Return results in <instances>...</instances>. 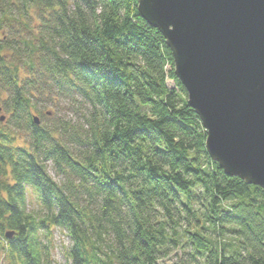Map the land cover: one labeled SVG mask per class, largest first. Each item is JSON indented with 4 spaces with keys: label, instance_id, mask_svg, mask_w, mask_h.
<instances>
[{
    "label": "trees",
    "instance_id": "16d2710c",
    "mask_svg": "<svg viewBox=\"0 0 264 264\" xmlns=\"http://www.w3.org/2000/svg\"><path fill=\"white\" fill-rule=\"evenodd\" d=\"M0 112V264L57 230L65 264H264V189L211 160L137 0H0Z\"/></svg>",
    "mask_w": 264,
    "mask_h": 264
},
{
    "label": "water",
    "instance_id": "95a60500",
    "mask_svg": "<svg viewBox=\"0 0 264 264\" xmlns=\"http://www.w3.org/2000/svg\"><path fill=\"white\" fill-rule=\"evenodd\" d=\"M137 11L171 52L211 160L264 189V0H137Z\"/></svg>",
    "mask_w": 264,
    "mask_h": 264
},
{
    "label": "rangeland",
    "instance_id": "374dc122",
    "mask_svg": "<svg viewBox=\"0 0 264 264\" xmlns=\"http://www.w3.org/2000/svg\"><path fill=\"white\" fill-rule=\"evenodd\" d=\"M168 84L170 87L172 86L171 82H169ZM1 117L6 118L5 114H3L2 112L0 113V119H1ZM36 117H38V116L36 115ZM15 137H16L17 143L22 144L24 142L23 135L17 134ZM49 173L51 176L55 177L51 170L49 171ZM33 205H34V202H32V204L29 207H31ZM53 243H54V249L52 251V257L54 260V264H65L66 260L64 258L63 250H64V247L67 248L71 244L69 238L67 237V235L65 233L57 230L54 232V235H53Z\"/></svg>",
    "mask_w": 264,
    "mask_h": 264
},
{
    "label": "flooded vegetation",
    "instance_id": "af4514ba",
    "mask_svg": "<svg viewBox=\"0 0 264 264\" xmlns=\"http://www.w3.org/2000/svg\"><path fill=\"white\" fill-rule=\"evenodd\" d=\"M1 113V112H0Z\"/></svg>",
    "mask_w": 264,
    "mask_h": 264
}]
</instances>
